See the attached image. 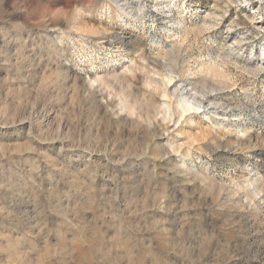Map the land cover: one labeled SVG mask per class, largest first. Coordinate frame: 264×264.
Listing matches in <instances>:
<instances>
[{
  "label": "rangeland",
  "instance_id": "rangeland-1",
  "mask_svg": "<svg viewBox=\"0 0 264 264\" xmlns=\"http://www.w3.org/2000/svg\"><path fill=\"white\" fill-rule=\"evenodd\" d=\"M0 264H264V0H0Z\"/></svg>",
  "mask_w": 264,
  "mask_h": 264
},
{
  "label": "bare ground",
  "instance_id": "bare-ground-1",
  "mask_svg": "<svg viewBox=\"0 0 264 264\" xmlns=\"http://www.w3.org/2000/svg\"><path fill=\"white\" fill-rule=\"evenodd\" d=\"M188 109V108H187Z\"/></svg>",
  "mask_w": 264,
  "mask_h": 264
}]
</instances>
